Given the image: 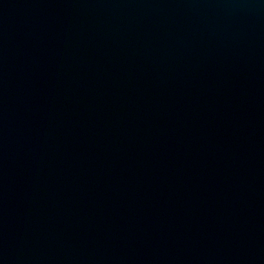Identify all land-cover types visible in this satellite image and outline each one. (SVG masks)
Listing matches in <instances>:
<instances>
[{
    "label": "water",
    "instance_id": "1",
    "mask_svg": "<svg viewBox=\"0 0 264 264\" xmlns=\"http://www.w3.org/2000/svg\"><path fill=\"white\" fill-rule=\"evenodd\" d=\"M0 264H264V0H0Z\"/></svg>",
    "mask_w": 264,
    "mask_h": 264
}]
</instances>
